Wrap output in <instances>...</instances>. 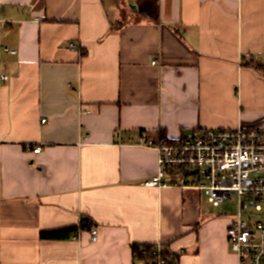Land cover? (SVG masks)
<instances>
[{
  "label": "crops",
  "instance_id": "obj_1",
  "mask_svg": "<svg viewBox=\"0 0 264 264\" xmlns=\"http://www.w3.org/2000/svg\"><path fill=\"white\" fill-rule=\"evenodd\" d=\"M1 76L0 264H144L156 243L239 264L219 206L144 185L139 140L264 127V0H0Z\"/></svg>",
  "mask_w": 264,
  "mask_h": 264
},
{
  "label": "built area",
  "instance_id": "obj_2",
  "mask_svg": "<svg viewBox=\"0 0 264 264\" xmlns=\"http://www.w3.org/2000/svg\"><path fill=\"white\" fill-rule=\"evenodd\" d=\"M139 143L159 156L157 173L145 186H176L193 176L215 207L236 196L238 210L227 231L230 249L239 264H264V127H198L177 140L150 139L143 133ZM40 151L41 147L34 149ZM91 237L97 241L96 228ZM134 258L144 264L169 263L161 243L139 248Z\"/></svg>",
  "mask_w": 264,
  "mask_h": 264
},
{
  "label": "rangeland",
  "instance_id": "obj_3",
  "mask_svg": "<svg viewBox=\"0 0 264 264\" xmlns=\"http://www.w3.org/2000/svg\"><path fill=\"white\" fill-rule=\"evenodd\" d=\"M179 184H189L191 186H193L197 192H199V194L201 195L202 201H204L205 203H207L210 206H213L209 200H208V195L206 194L205 190L200 189L198 187H196L197 183H196V179L191 176L189 177L188 182H185V180H180L178 182ZM218 208V206H217ZM219 211L223 212V214L227 217H230L231 221L233 220V218L235 217L238 207H237V198L236 196H234L233 198L227 199L225 200L221 205H219Z\"/></svg>",
  "mask_w": 264,
  "mask_h": 264
},
{
  "label": "trees",
  "instance_id": "obj_4",
  "mask_svg": "<svg viewBox=\"0 0 264 264\" xmlns=\"http://www.w3.org/2000/svg\"><path fill=\"white\" fill-rule=\"evenodd\" d=\"M122 25L119 24L117 28L121 27ZM84 222L86 223L87 221L84 220ZM88 224H91L90 222ZM90 225L86 226V225H82V229H88ZM75 230H66V231H60V232H53V233H48V234H42V237L43 238H46V239H61V238H66L68 236H70V234L72 232H74ZM151 245L152 244H143V245H136L134 244L133 245V251L134 253H136L139 248L141 247H146V248H151ZM164 255L167 256L166 252L164 251Z\"/></svg>",
  "mask_w": 264,
  "mask_h": 264
}]
</instances>
